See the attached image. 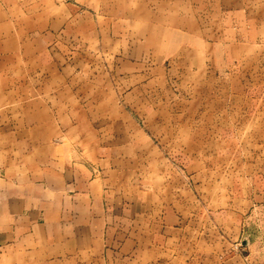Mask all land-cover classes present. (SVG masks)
I'll list each match as a JSON object with an SVG mask.
<instances>
[{"label": "crops", "instance_id": "crops-1", "mask_svg": "<svg viewBox=\"0 0 264 264\" xmlns=\"http://www.w3.org/2000/svg\"><path fill=\"white\" fill-rule=\"evenodd\" d=\"M228 1L221 39L164 1L188 80L174 128L147 122L157 146L131 118L71 115L49 73L0 53V264H264V0L237 20Z\"/></svg>", "mask_w": 264, "mask_h": 264}, {"label": "rangeland", "instance_id": "rangeland-1", "mask_svg": "<svg viewBox=\"0 0 264 264\" xmlns=\"http://www.w3.org/2000/svg\"><path fill=\"white\" fill-rule=\"evenodd\" d=\"M164 1L171 2L0 0V53L27 56L22 70L28 74L39 71L40 77L49 73L55 104L70 103L76 108H71V115L85 113L90 118L121 122L131 118L157 146L154 140L159 127L147 122H157L160 117L171 124L167 132L174 128V92L182 80H188L178 73L182 55L180 51L177 54L175 45L181 37L158 28L169 18ZM243 1L248 0L229 3L234 20ZM249 1L254 4V0ZM227 2L192 0L193 11L198 13L196 37L199 33L223 37ZM188 48L182 44L180 49ZM132 55L134 60L128 61ZM144 105L152 110L144 109ZM101 128L103 133L110 129L106 125ZM135 145L142 148L140 142ZM137 163L138 168L143 167L142 162Z\"/></svg>", "mask_w": 264, "mask_h": 264}]
</instances>
